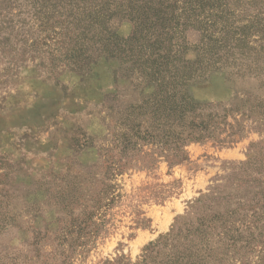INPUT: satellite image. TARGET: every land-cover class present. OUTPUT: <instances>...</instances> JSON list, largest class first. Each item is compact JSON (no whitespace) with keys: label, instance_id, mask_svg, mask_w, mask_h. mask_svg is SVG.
I'll list each match as a JSON object with an SVG mask.
<instances>
[{"label":"rangeland","instance_id":"obj_1","mask_svg":"<svg viewBox=\"0 0 264 264\" xmlns=\"http://www.w3.org/2000/svg\"><path fill=\"white\" fill-rule=\"evenodd\" d=\"M32 7L0 0V195L16 196L0 198V207L18 213L22 227L3 236L0 264L11 250L17 264H140L168 236L169 245L197 255L198 220L210 222L212 263L235 255L239 264L246 255L252 264L264 255L244 233L259 227L264 211V33L253 26L264 20V0L239 1L222 16L232 27L225 41L240 42L187 88L211 127L177 150L150 128L154 60L121 48L80 61L81 50L98 43L76 26L86 18ZM106 28V36H133L121 15ZM146 31L137 37L143 50L153 40ZM32 227L48 229L45 245H30ZM225 234L234 251L219 241Z\"/></svg>","mask_w":264,"mask_h":264},{"label":"trees","instance_id":"obj_2","mask_svg":"<svg viewBox=\"0 0 264 264\" xmlns=\"http://www.w3.org/2000/svg\"><path fill=\"white\" fill-rule=\"evenodd\" d=\"M30 1L33 5L32 8L35 11L39 10L38 14L41 13V15L43 13L46 16L64 11L68 15L86 18V22L78 23L76 26L79 28L84 25L82 32L86 36L85 39L91 42L95 38L98 43L96 49L90 47V50H81L83 52L79 56L80 61L87 62L92 56L100 54L115 57L120 53L121 48L124 51L120 54L130 55L134 52L132 56L135 57L136 53V57L144 62L150 63L154 60L153 72L160 75L157 77L161 78L162 83L160 84V79L155 77L157 78L156 92L150 97L151 107L154 110L151 115L150 128L160 129V142L177 150L191 141L198 140L203 134H207L211 127V120L199 117L200 105L193 101L187 88L206 75L207 71L212 68L207 67L210 63H216L225 58L230 53L231 44L236 45L240 42V37L235 36H232L233 42L230 45L229 40L225 41L226 35L232 27L222 16H227V12H230L237 2L244 0ZM179 2L181 5L173 9L172 7ZM38 3H55L54 7L58 10L42 8L36 5ZM60 4H62L61 7H59ZM115 15L127 17L131 21L133 25L131 38L119 39L113 35L106 36V23L109 22L110 17ZM95 18L98 19L94 20ZM261 20L263 18H259L253 26L258 30L261 29L260 32L264 33V20L262 23ZM43 26V22L40 21V27ZM217 29L219 32L214 38L213 34ZM146 30H151L149 36H153V40L148 44V49L143 50L137 37L145 39L148 34ZM177 35L180 37H176ZM176 38L179 40L177 43L174 42ZM152 48H155V54L151 53ZM143 51H147V53H142ZM0 198L8 201V199H15L16 196L12 193V195L4 197L0 195ZM77 200L74 199L73 205ZM64 204V201H61L60 205L64 206ZM19 219L18 213L0 207V254L7 249L3 244V236L7 231L14 229L21 232L22 227L19 225ZM260 221L262 224L259 223ZM256 222L259 227L247 225L245 228L246 240L249 241V244L260 241L259 243L264 246V211ZM32 228L30 231L32 243L30 245L35 248L45 245V241L48 240V229L43 232L38 227ZM81 228L82 225L79 226V232L82 231ZM209 229L210 222L205 224L202 220L197 221L196 234L194 235L199 238L197 255L185 254L187 250L183 245H180L178 249L169 245L171 236H168L147 250L149 255H144L140 264H214L212 260L208 259L211 252L208 251L207 244H205V239L210 236L206 232ZM225 238L226 234L219 241H223ZM235 242L233 237L229 238L227 243L223 241L226 246L225 251H234ZM11 251L13 255H7L2 264H17L16 255L18 253L16 250ZM154 251L157 254L160 252L159 255H151ZM234 258L235 255L232 257L223 255L222 261L224 264H234ZM240 260L239 264H250L246 255H243ZM252 264H264V255H260L259 259Z\"/></svg>","mask_w":264,"mask_h":264}]
</instances>
